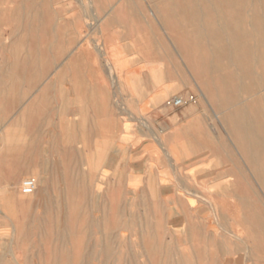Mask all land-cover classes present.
Segmentation results:
<instances>
[{"label":"rangeland","instance_id":"obj_1","mask_svg":"<svg viewBox=\"0 0 264 264\" xmlns=\"http://www.w3.org/2000/svg\"><path fill=\"white\" fill-rule=\"evenodd\" d=\"M93 1L0 0V264H264V0Z\"/></svg>","mask_w":264,"mask_h":264},{"label":"crops","instance_id":"obj_2","mask_svg":"<svg viewBox=\"0 0 264 264\" xmlns=\"http://www.w3.org/2000/svg\"><path fill=\"white\" fill-rule=\"evenodd\" d=\"M98 101L100 106L99 104H97L95 110L92 111V114L88 115L87 119H85L86 121L84 123V126L92 128L90 133L89 130L87 131L90 134V137L94 139V141H98V128H102V141L109 142L112 111L110 101L109 98L105 97H103L101 101L100 99ZM156 159V153L154 151H151L148 146H142L141 149H138L131 153V157L129 158L128 163H126L125 165L126 167H129V171H131L129 172L131 181L127 183L129 184L128 188L130 190H142L143 188H145V175L147 173V170H150L152 167L156 168L160 173H166L165 166H163L160 160L157 162ZM43 173L48 174V171L44 170ZM4 174H6L4 170L0 169V176ZM133 180H135V182H133ZM138 183H140V186H137ZM58 189L61 188L58 187Z\"/></svg>","mask_w":264,"mask_h":264},{"label":"built area","instance_id":"obj_3","mask_svg":"<svg viewBox=\"0 0 264 264\" xmlns=\"http://www.w3.org/2000/svg\"><path fill=\"white\" fill-rule=\"evenodd\" d=\"M194 97L190 96L188 100L182 97H174L170 101L167 102V105L172 108H181L186 105L189 101H192ZM37 189V184L34 179L28 178L22 181L20 186V192L23 196H32Z\"/></svg>","mask_w":264,"mask_h":264},{"label":"bare ground","instance_id":"obj_4","mask_svg":"<svg viewBox=\"0 0 264 264\" xmlns=\"http://www.w3.org/2000/svg\"><path fill=\"white\" fill-rule=\"evenodd\" d=\"M87 2L89 3V6L92 5V3L94 2L93 0H87ZM222 4L223 6L225 7L226 4H227V1L225 0H222ZM93 16V15H92ZM95 19V18H94ZM93 19V20H94ZM58 21V20H57ZM91 24L90 23H86V26H90ZM96 25V24H95ZM209 26H212V23L209 25ZM234 43V42H233ZM229 49V48H228ZM110 73V72H109ZM140 91V90H139ZM7 141V140H6ZM183 197V196H182Z\"/></svg>","mask_w":264,"mask_h":264}]
</instances>
